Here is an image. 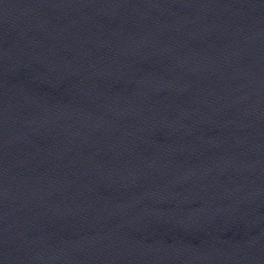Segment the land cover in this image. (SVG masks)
<instances>
[{
  "label": "water",
  "instance_id": "obj_1",
  "mask_svg": "<svg viewBox=\"0 0 264 264\" xmlns=\"http://www.w3.org/2000/svg\"><path fill=\"white\" fill-rule=\"evenodd\" d=\"M0 264H264V0H0Z\"/></svg>",
  "mask_w": 264,
  "mask_h": 264
}]
</instances>
